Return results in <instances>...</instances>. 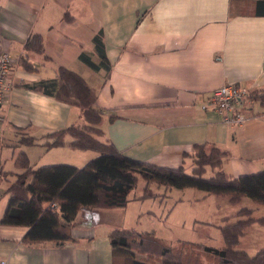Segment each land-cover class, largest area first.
Instances as JSON below:
<instances>
[{
    "label": "crops",
    "instance_id": "0c3cea01",
    "mask_svg": "<svg viewBox=\"0 0 264 264\" xmlns=\"http://www.w3.org/2000/svg\"><path fill=\"white\" fill-rule=\"evenodd\" d=\"M261 1H237L242 13L231 17L232 0H0V52L10 54L14 83L0 127V169L9 173L0 178V260L111 264L110 232L131 229L140 220L127 215L130 203L112 210L85 208L72 222L77 242L33 246L22 242L27 227L1 224L10 199L5 191L11 173L19 172L15 160L20 152L33 169L82 168L98 157L69 147L13 146L22 134L40 140L82 124L77 107L25 88L52 80L59 67L77 72L96 90L105 138L125 156L177 169L195 145L211 144L230 153L222 165L230 177L263 172L264 109L245 101L246 121L228 125L210 100L215 89L227 84L249 93L264 89V16L255 13ZM99 31L111 65L108 75L80 60L85 51L92 62L100 61L93 43ZM34 33L43 37L50 60L25 50ZM23 57L38 70H24ZM185 166L191 168V160L185 159Z\"/></svg>",
    "mask_w": 264,
    "mask_h": 264
},
{
    "label": "trees",
    "instance_id": "16d2710c",
    "mask_svg": "<svg viewBox=\"0 0 264 264\" xmlns=\"http://www.w3.org/2000/svg\"><path fill=\"white\" fill-rule=\"evenodd\" d=\"M237 1L240 0H232L231 17L242 13ZM255 13L264 16V1L256 3ZM93 43L100 61L92 62L85 51L81 52L80 60L95 71L106 70L108 75L111 65L106 57L102 31L94 36ZM24 48L42 55L44 61L50 60L45 55L44 39L40 34H31ZM20 63L26 71L38 70L25 57ZM25 88L77 107L81 111L82 124L50 132L40 139L41 143L35 137L22 134L14 148L69 147L98 154L82 168L51 165L38 169L31 167L24 151L17 155L15 168L19 172L11 173L13 180L8 181L5 193L10 199L1 224L27 227L22 242L28 246L77 242L72 235V222L82 209L126 208L131 201L130 194L140 183H143V189L142 195L135 198L138 201L160 197L161 190L166 193L190 188L206 193L201 200L208 196H228L230 203L237 204L249 197L264 204V171L230 177L222 169L230 153L217 146L195 145L191 153L184 154V163L177 169L162 168L125 156L105 138L102 130L105 116L97 105L96 90L77 72L59 67L52 80L25 85ZM246 100L257 102L264 109V89L249 93ZM67 137H70L69 142L65 140ZM185 159L191 160V168H186ZM8 174L0 169V178ZM53 204L57 208H53ZM235 217L238 220L231 223L233 217L223 218L224 224L220 227L224 240L222 248L184 240L170 243L159 238L155 231L112 230L109 234L111 264H264V248L254 256L237 249L247 229L254 223L264 226V218H254L253 210L247 208L241 209Z\"/></svg>",
    "mask_w": 264,
    "mask_h": 264
},
{
    "label": "rangeland",
    "instance_id": "374dc122",
    "mask_svg": "<svg viewBox=\"0 0 264 264\" xmlns=\"http://www.w3.org/2000/svg\"><path fill=\"white\" fill-rule=\"evenodd\" d=\"M142 189L143 183H140L130 194L126 213L129 217L135 215L136 222L140 218L133 228L148 232L156 230L158 237L170 243L184 240L222 248L224 240L220 227L224 224L223 218L233 217L230 223L235 222L238 220L235 215L245 208L253 210L254 218H264V204L249 197H244L237 204L230 203L228 196H210L201 200L206 193L189 188L166 193L161 190L160 197L138 201L135 198L142 195ZM263 248L264 226L254 223L247 229L237 249L254 256Z\"/></svg>",
    "mask_w": 264,
    "mask_h": 264
},
{
    "label": "built area",
    "instance_id": "2783aa9c",
    "mask_svg": "<svg viewBox=\"0 0 264 264\" xmlns=\"http://www.w3.org/2000/svg\"><path fill=\"white\" fill-rule=\"evenodd\" d=\"M12 59L7 51L0 52V127L5 121L3 107L14 83L11 79ZM249 91L247 88L233 84H227L215 89L211 95V103L221 116L222 122L228 125H241L247 116L241 111L244 107ZM53 208H57L55 204ZM0 264H8L6 260H0Z\"/></svg>",
    "mask_w": 264,
    "mask_h": 264
}]
</instances>
